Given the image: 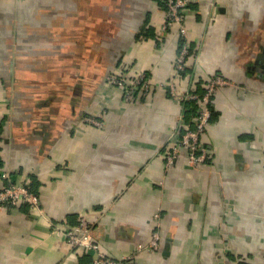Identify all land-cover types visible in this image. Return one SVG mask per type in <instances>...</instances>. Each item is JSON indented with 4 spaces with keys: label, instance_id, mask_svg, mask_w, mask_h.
<instances>
[{
    "label": "crops",
    "instance_id": "crops-1",
    "mask_svg": "<svg viewBox=\"0 0 264 264\" xmlns=\"http://www.w3.org/2000/svg\"><path fill=\"white\" fill-rule=\"evenodd\" d=\"M161 1L0 0V170L41 201L0 213V264H91L52 226L82 216L128 264H264V0H188L179 94L231 84L213 98L206 161L182 151L170 168L194 118L166 86L181 34L162 31ZM113 73L143 74L148 96Z\"/></svg>",
    "mask_w": 264,
    "mask_h": 264
},
{
    "label": "built area",
    "instance_id": "built-area-1",
    "mask_svg": "<svg viewBox=\"0 0 264 264\" xmlns=\"http://www.w3.org/2000/svg\"><path fill=\"white\" fill-rule=\"evenodd\" d=\"M164 1L165 14L161 26L162 31L171 30L174 26L178 25L182 39L181 52L175 61V76L166 86L170 88L173 96L183 100L187 95L181 96L179 94L176 83L177 79L181 76V71L186 68L188 55L191 50L190 34L186 24L187 6L189 2L188 0ZM108 78L111 82L127 88L126 93L128 98H132L133 95H135L139 89L138 85L142 86V88L145 87L143 88V94L146 97L148 96L150 86L148 82L142 84L145 76L141 73L134 76L135 81L127 80L126 75L117 73L110 74ZM230 84V80L219 74L210 79L207 92L201 97L202 103L197 126L196 128H189L186 129V131L175 135V140L171 143V146L166 152L167 167L170 168L174 166L182 151H187L189 155V163L193 166H197L206 161L209 156V150L203 144L202 134L210 123L211 109L209 107V102H211V97L216 94L218 89ZM189 96L192 98H199V95L197 94H189L188 97ZM88 120L95 122L96 124L101 123L95 118H88ZM0 177L4 181V185L0 188V213L7 206H16L25 202L30 203L31 206L40 210V198L37 193L31 190L29 184L13 181L7 172H2ZM52 226L57 234H61L65 237L66 241L73 249L72 253H75V249L78 248H85L86 250L91 251L93 253L91 264H128L127 260L113 258L102 250L99 242L95 239L93 223L87 218V216H82L79 223L73 227H67L61 222H53ZM161 239V233L159 231H154L152 234L150 249L159 250Z\"/></svg>",
    "mask_w": 264,
    "mask_h": 264
},
{
    "label": "trees",
    "instance_id": "trees-1",
    "mask_svg": "<svg viewBox=\"0 0 264 264\" xmlns=\"http://www.w3.org/2000/svg\"><path fill=\"white\" fill-rule=\"evenodd\" d=\"M162 5L165 6V1L162 0ZM181 48H182V39H181V45H180V49L178 51V54L177 56L179 55V53L181 52ZM191 55V50H190V53L188 55V59H187V65H186V68L184 70L181 71V75L183 76L184 74H188V72L190 71V67H189V64H188V60H189V57ZM218 75V74H216ZM215 76V75H214ZM213 77V76H212ZM211 77V78H212ZM210 78V79H211ZM207 87H203V86H199V88L197 87L195 90L192 89V90H189L190 92H187V97H185L183 100H182V105H183V108H184V114H185V119L186 120H194L192 121V127L191 128H196L197 126V121H198V117L200 115V109H201V97H203L206 92H207ZM145 88V87H143ZM189 94H197L199 95V98H192V97H188ZM215 95H213L211 97V102H209V107L211 109V118H210V122L212 120V117H213V98H214ZM192 118V119H191ZM186 131V129H184L183 131H181L180 133ZM2 166V161L0 159V167ZM3 171L0 170V175ZM4 185V181L1 179L0 177V188ZM31 188V187H30ZM32 190V189H31ZM34 191V190H33ZM35 192V191H34ZM36 193V192H35Z\"/></svg>",
    "mask_w": 264,
    "mask_h": 264
},
{
    "label": "rangeland",
    "instance_id": "rangeland-1",
    "mask_svg": "<svg viewBox=\"0 0 264 264\" xmlns=\"http://www.w3.org/2000/svg\"><path fill=\"white\" fill-rule=\"evenodd\" d=\"M229 80V79H228Z\"/></svg>",
    "mask_w": 264,
    "mask_h": 264
}]
</instances>
